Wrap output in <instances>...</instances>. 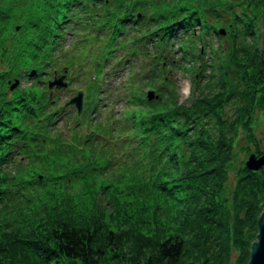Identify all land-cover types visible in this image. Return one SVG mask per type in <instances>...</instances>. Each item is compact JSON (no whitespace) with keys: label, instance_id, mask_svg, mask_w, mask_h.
Instances as JSON below:
<instances>
[{"label":"trees","instance_id":"16d2710c","mask_svg":"<svg viewBox=\"0 0 264 264\" xmlns=\"http://www.w3.org/2000/svg\"><path fill=\"white\" fill-rule=\"evenodd\" d=\"M9 13L0 264H248L264 167L240 158L264 155V0H30L19 31ZM70 30L76 49L60 55ZM138 55L149 68L121 86L122 112L102 109L108 62L116 72ZM61 57L79 68L64 76L88 81L81 112L50 86ZM172 67L190 68L196 87L209 69L206 88L180 102ZM146 85L167 91L149 100Z\"/></svg>","mask_w":264,"mask_h":264},{"label":"rangeland","instance_id":"374dc122","mask_svg":"<svg viewBox=\"0 0 264 264\" xmlns=\"http://www.w3.org/2000/svg\"><path fill=\"white\" fill-rule=\"evenodd\" d=\"M209 1H211V0H209ZM29 5H30V0H0V8L9 7V6L17 8L16 11H14L13 8H10L9 10H4V11L0 10V13L10 12L9 15L13 16L15 30L19 31L22 26H21V20L18 18V15H19V13H20V15L25 14ZM5 22H8L5 18L1 19V21H0V23H5ZM132 24H135L133 26H137L136 23H132ZM13 28H12V30H13ZM12 30L10 31V33H12ZM79 36L80 35H75L74 32L72 30H70L66 34V38L64 39V47H63V50L60 52V55H64V53L71 47H74L73 49H76V47L74 46V43L78 40ZM211 43L214 44V47L219 46V40L217 39L216 36L212 37ZM222 43L225 44L226 39L222 40ZM153 44H154V42L151 41L149 43V46H148L151 52L155 48V47L153 48V46H152ZM173 44H174V46H173V48H174L173 52L174 53L167 54V58L169 60H174L176 62V59H178V56H179V52H180L179 47L180 46H178V44H179L178 40L175 41ZM134 47L137 48L136 45H134ZM204 51H205V49H204ZM206 53H208L207 49H206V52L203 53V55L204 54L206 55ZM116 55H121L119 58L125 57L124 51H122V52L120 51ZM129 57H130V60H127L126 63H124V65L120 68V70H117L116 72L112 71V65L114 64V62H108V64H107L108 72L106 74L105 82H107L109 89L107 91L106 84L102 83V86L104 89L100 93L101 94L100 100H98L99 106H101L102 109L106 110V109H111L110 107H113L116 113H121L122 109L124 107V101H125L124 98H121L119 96V93L122 91L121 86L124 85L125 82L128 80L129 81L134 80L133 78H130V75L133 74L134 70H139L141 65L143 67H145L144 71L146 70V66H147V70H148L149 66L146 63V61H148V58H145L144 55L129 56ZM60 59L61 60L58 62L60 63V68L62 67V72H58L56 74V75H58L56 78L58 80L62 78L63 84H65L64 82H66L65 85H62L64 87V89L60 92V95L62 97V101L68 102L70 99L77 96L78 92L81 90L84 92V99H85V97H86L85 93H86V91L88 92V90H87L88 81L86 80V78H83L82 75H79V76L76 75L75 78H73V79H70L67 76L63 77L64 75H69L71 73L70 71H72V70H73L72 71L73 74H75L76 72L78 73L79 68L78 67H73V68L69 67V68L65 69V67L68 66V60L64 59L62 57ZM169 60H167V61L169 62ZM159 67L160 66H157L156 68H159ZM80 69L82 72L84 68H80ZM195 69L198 70L199 69L198 66ZM141 71H142V69H141ZM167 71L172 76V82L175 85L176 93L179 96L180 102H186L189 97H192V95H197L198 93H200V91H201L200 89L206 88L203 85H205L208 82V80L210 79V77L207 76L209 69L207 70V72H205V69H202V71H201L202 74H200L201 75V82L196 87V85H194V79H192L193 75H192L190 68L184 70V69L179 68V67H172L170 71L168 69H167ZM148 72L152 75L151 71H148ZM59 75H62V77H59ZM53 77L54 76H52L51 79H53ZM147 77L148 76H145V78H147ZM19 81L21 82V84L23 86L27 85L26 81L21 80V79H19ZM157 85L158 84L156 83V86ZM67 87H69L70 89L68 90ZM159 89L160 88H154V89L150 88L149 85L142 86L141 95H142V97H147L149 100L158 99L160 96L164 95V89L167 91L165 86L161 87V89H162L161 91ZM195 89H196V91H194ZM151 92L153 93V96H152L153 98L149 97L152 94ZM115 112H113V113H115ZM262 127H263V119H261L259 121V123L257 125V129H262ZM258 156H260V155H258ZM248 157H245L243 154L240 158V162L243 160L246 162ZM234 174H235V170L232 171V175H234Z\"/></svg>","mask_w":264,"mask_h":264},{"label":"water","instance_id":"95a60500","mask_svg":"<svg viewBox=\"0 0 264 264\" xmlns=\"http://www.w3.org/2000/svg\"><path fill=\"white\" fill-rule=\"evenodd\" d=\"M222 32L225 34L226 33L225 29H222ZM63 77H65V76H63ZM64 83L66 84V82H64ZM55 84H57L59 86L65 85L62 82V78L59 80L56 78L51 83L50 86L52 87ZM152 96H153V93L149 97H152ZM83 100H84V92L79 91L78 95L75 96L74 98H72L70 100V102L72 104H75L76 107L78 108L79 112H81L82 108H83ZM245 165L250 170H253V171L260 170L261 168L264 167V155L258 156L255 153L251 154L248 157V159L246 160ZM263 206H264V203H263ZM258 226H259L258 237H257V240L252 245L251 256H250L248 264H264V211L262 212V214L259 218Z\"/></svg>","mask_w":264,"mask_h":264}]
</instances>
